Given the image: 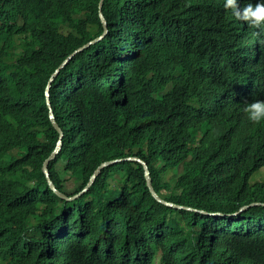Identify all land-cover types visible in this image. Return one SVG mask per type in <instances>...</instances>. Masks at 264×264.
<instances>
[{
	"label": "trees",
	"instance_id": "trees-1",
	"mask_svg": "<svg viewBox=\"0 0 264 264\" xmlns=\"http://www.w3.org/2000/svg\"><path fill=\"white\" fill-rule=\"evenodd\" d=\"M100 2L0 0V132L27 167L3 173L21 198L0 264H264V121L243 111L264 101V31L225 0H104L108 34L61 70L50 107L52 74L104 33ZM51 111L58 191L118 161L73 201L42 170ZM132 158L162 199L206 214L159 203Z\"/></svg>",
	"mask_w": 264,
	"mask_h": 264
},
{
	"label": "clouds",
	"instance_id": "clouds-1",
	"mask_svg": "<svg viewBox=\"0 0 264 264\" xmlns=\"http://www.w3.org/2000/svg\"><path fill=\"white\" fill-rule=\"evenodd\" d=\"M102 1V0H101ZM104 1V0H103ZM101 3V2H100ZM103 4V3H102ZM100 7V6H99ZM225 9H229L232 11L233 15L240 21H243L245 23H247L250 27L253 28H260L262 31H264V2H257L255 4L253 3H248L246 6H242L241 4H238V0H225V4H224ZM100 17V15H99ZM101 20V19H100ZM108 24V23H107ZM105 32V29H104ZM104 34V33H103ZM108 34V32H107ZM106 34V35H107ZM103 36V35H102ZM101 36V37H102ZM99 40H101L102 37ZM98 39H96L97 41H99ZM95 41V40H94ZM96 42V41H95ZM94 42V43H95ZM93 44V43H92ZM91 44V45H92ZM5 52H8V54L10 53L11 56H9V60H10V64L9 65H16V50L10 49L8 47V50H4ZM77 51V50H76ZM72 55V54H71ZM70 55V56H71ZM69 58V57H68ZM67 58V59H68ZM66 59V60H67ZM65 60V61H66ZM64 61V62H65ZM63 62V63H64ZM71 62V61H70ZM69 62V63H70ZM62 63V64H63ZM68 63V64H69ZM61 64V65H62ZM67 64V65H68ZM60 65V66H61ZM66 65V66H67ZM59 66V67H60ZM65 66V67H66ZM64 67V68H65ZM63 68V69H64ZM57 71V70H56ZM55 71V72H56ZM54 72V73H55ZM61 72V71H60ZM53 73V74H54ZM52 74V75H53ZM59 75V74H58ZM57 75V76H58ZM56 76V77H57ZM52 77V76H51ZM50 77V78H51ZM55 77V78H56ZM54 78V79H55ZM54 81V80H53ZM52 81V82H53ZM50 82V80H49ZM49 85V84H48ZM52 85V83H51ZM51 85H50V89H51ZM48 88V86H47ZM46 88V90H47ZM50 89L48 92V95L50 96ZM46 96H47V92H46ZM49 96H47V99L49 98ZM48 101V100H47ZM49 106H50V101H49ZM51 107V106H50ZM244 113L247 116V119L249 121H251L254 124H258L261 121H264V101L261 100H255L252 102H247L244 106L243 109ZM52 112V111H51ZM50 112V119L52 122V118L51 115L53 114V117L55 119L54 113L52 112L51 114ZM56 122V119H55ZM57 123V122H56ZM53 125V123H52ZM58 125V124H57ZM59 126V125H58ZM54 127V125H53ZM55 128V127H54ZM56 129V128H55ZM61 129V128H60ZM62 130V129H61ZM57 131V130H56ZM58 132V131H57ZM0 218L1 217H5V218H9L11 219V212H12V208L15 206L20 205V198L21 196L18 194L17 191H15V187L14 184L12 183L10 178H6V180H4V176L3 173L6 169H14L17 170L19 172H22L23 170L27 169V167L25 166V157H26V152H22V150L19 149L18 146L14 145L10 139V135L5 134L4 132H0ZM59 133V132H58ZM60 134V133H59ZM63 134V131H62ZM64 134L62 135V137H59V141L56 145V148L53 150V152L51 153V155L44 161L43 164V172L45 174L46 180L48 182V185L51 188V183L52 185L55 186V182L52 180L51 177V172H50V168L49 165L50 163L55 159V157L60 153V151L62 150L63 147V142H62V138H63ZM12 138V136H11ZM20 142H30L33 143V141L30 140H26V139H21L19 140ZM60 146V150L58 152H56V150L58 149V147ZM56 152V153H55ZM30 152H28L29 154ZM53 158L48 161V159L52 156ZM138 159V158H136ZM140 160V159H139ZM48 161V164L45 165V163ZM142 161V160H141ZM144 162V161H143ZM47 168H46V167ZM95 174V173H94ZM92 179V178H91ZM51 181V182H50ZM86 188V187H85ZM84 188V189H85ZM15 189V190H14ZM83 189V190H84ZM90 189V188H89ZM56 190L58 191V189L56 188ZM82 190V191H83ZM53 191V190H52ZM54 192V191H53ZM60 192V191H59ZM55 193V192H54ZM61 193V192H60ZM56 194V193H55ZM65 194V193H63ZM85 194V193H84ZM57 195V194H56ZM67 195V194H66ZM78 195V194H76ZM58 196V195H57ZM68 196V195H67ZM75 196V195H74ZM82 196V195H81ZM68 197H73V196H68ZM79 198V197H78ZM62 199V198H61ZM77 199V198H76ZM64 200V199H63ZM66 201V200H65ZM73 201V200H72Z\"/></svg>",
	"mask_w": 264,
	"mask_h": 264
},
{
	"label": "water",
	"instance_id": "water-1",
	"mask_svg": "<svg viewBox=\"0 0 264 264\" xmlns=\"http://www.w3.org/2000/svg\"><path fill=\"white\" fill-rule=\"evenodd\" d=\"M103 0L101 1L100 3V7H99V15H100V19H101V22L103 23V26H104V29H105V32L103 34L102 37H105L107 32H108V24H107V21L103 15V12H102V7H103ZM101 37V38H102ZM100 39V38H99ZM98 39V40H99ZM97 41V40H95ZM95 41L85 45L84 47L82 48H79L77 51H75L71 56H69V58L57 69V71L52 75V77L50 78V82H49V85H48V88L46 90L47 92V96L48 95V92H49V89H50V85L52 83V81L54 80V78L60 73V71L78 54L80 53L81 51H83L85 48H87L88 46H90L92 43H94ZM48 100V103H49V98L47 99ZM52 114V112H51ZM51 118H52V123L54 125V127L56 128V130L60 133V136L62 137V130L60 129V127L57 125V123L55 122V119L53 117V114L51 115ZM60 150V146L58 147V149L56 150V152H58ZM55 152V153H56ZM54 155H52L48 161H50L52 158H53ZM129 161H136V162H139L141 163L143 166H144V169H145V177H146V181H147V186L151 192V194L153 195V197L161 204L167 206V207H172V208H176V209H185V210H189V211H194V212H198V213H201V214H206L205 212L203 211H199V210H195V209H191V208H188V207H183V206H180V205H176L174 203H170V202H167L166 200L162 199L158 194L157 192L155 191L154 187H153V182H152V178H151V174H150V170H149V167L148 165L139 160V159H136V158H132V159H128ZM48 161L45 163V165L48 164ZM118 161H112V162H105L103 163L101 166H99V168L95 171V174L93 175L92 179L90 180V182L88 183V185L86 186V188L81 191L78 195H75L73 197H68L66 194H63V193H60L59 191L56 190L55 186L52 185L51 183V188L52 190L62 199L66 200V201H72L78 197H80L81 195H83L84 193H86L89 188L94 184L95 180L97 179V177L100 175L102 169H104L105 167L109 166V165H112L114 163H117ZM46 167V166H45ZM47 168V167H46ZM51 182V181H50ZM256 205H259V204H251L250 207H253V206H256ZM248 207H244L239 213L243 212L244 210H246ZM211 216V215H210Z\"/></svg>",
	"mask_w": 264,
	"mask_h": 264
},
{
	"label": "rangeland",
	"instance_id": "rangeland-1",
	"mask_svg": "<svg viewBox=\"0 0 264 264\" xmlns=\"http://www.w3.org/2000/svg\"><path fill=\"white\" fill-rule=\"evenodd\" d=\"M64 176L65 174L63 173V178ZM64 185H65V191L67 194H72L77 188V184L70 183L69 181H64Z\"/></svg>",
	"mask_w": 264,
	"mask_h": 264
},
{
	"label": "flooded vegetation",
	"instance_id": "flooded-vegetation-1",
	"mask_svg": "<svg viewBox=\"0 0 264 264\" xmlns=\"http://www.w3.org/2000/svg\"><path fill=\"white\" fill-rule=\"evenodd\" d=\"M139 159V158H138Z\"/></svg>",
	"mask_w": 264,
	"mask_h": 264
}]
</instances>
